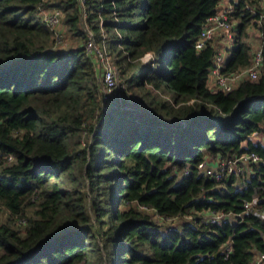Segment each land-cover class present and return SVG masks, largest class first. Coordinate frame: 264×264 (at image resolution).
<instances>
[{
	"label": "trees",
	"instance_id": "16d2710c",
	"mask_svg": "<svg viewBox=\"0 0 264 264\" xmlns=\"http://www.w3.org/2000/svg\"><path fill=\"white\" fill-rule=\"evenodd\" d=\"M233 2L223 71L251 64V26L263 60L225 92L207 85L219 38L197 47L220 0H49L76 46L55 44L39 0H0V264H252L264 252V199L244 207L264 185V27L260 0ZM83 6L123 81L106 111ZM251 151L263 163L248 178L200 172ZM210 208L242 217L212 223Z\"/></svg>",
	"mask_w": 264,
	"mask_h": 264
},
{
	"label": "built area",
	"instance_id": "2783aa9c",
	"mask_svg": "<svg viewBox=\"0 0 264 264\" xmlns=\"http://www.w3.org/2000/svg\"><path fill=\"white\" fill-rule=\"evenodd\" d=\"M49 0H39L37 7V15L39 19L51 29V37L56 45H63L65 37L61 30V25L64 18V11L60 7L48 5ZM82 1V5L84 0ZM234 1V0H233ZM231 1L227 5L220 6V8L209 17L202 27L197 40V47L204 48L209 42L215 41L219 38V45H217V52L215 55L214 65L212 66L209 74L207 85L210 88L221 89L225 92L234 89L238 81L245 77L256 78L259 74V69L263 60V41L254 49L251 64L247 67L241 68L235 72H225L223 67L227 58V44L233 39V31L230 30L233 26L231 12L234 8V2ZM258 23L260 27H264V0H260V10H258ZM87 12L83 6L81 21L83 28L88 33V40L86 42V51L91 57L94 58L100 83V105L102 111H106L109 106V97L120 90L123 86L120 69L108 51L106 45L99 44L95 40L92 30L89 29L86 22ZM224 34V35H222ZM144 60L149 61L154 58L152 52H147L144 55ZM261 133L264 134V131ZM264 143V137L260 139ZM5 161L11 163L14 161L12 154L5 156ZM263 163L261 155L255 151L244 152L232 158H207L204 162L200 163V172L206 176H210L217 180L226 178L230 175L241 177L242 179L248 178L252 172L253 165H257L259 169ZM262 191L254 193L251 199L244 201L245 210H252V206L260 199H264V185L261 187ZM203 218L212 223H218L225 217L234 216L235 218L242 217V213H230L213 208L204 209L200 211ZM258 215L264 218V208L258 212ZM192 216H190L191 218ZM156 218L162 219L164 217L156 214ZM171 220V219H170ZM233 251L231 241L225 242L220 252L228 257ZM252 264H264V252L258 253L254 258Z\"/></svg>",
	"mask_w": 264,
	"mask_h": 264
},
{
	"label": "rangeland",
	"instance_id": "374dc122",
	"mask_svg": "<svg viewBox=\"0 0 264 264\" xmlns=\"http://www.w3.org/2000/svg\"><path fill=\"white\" fill-rule=\"evenodd\" d=\"M61 30L63 31V34H64V37H65V41L63 43V45H66V44H69L70 46H76V45H79V44H82V40L81 38H79V36H75L73 35V33L68 29V26L62 24L61 25ZM259 37V31H258V28L256 26H251L249 28V33H248V40L252 41L253 42V46L255 48V46L258 44V42L255 43V41L253 40L254 38H258ZM114 56V55H113ZM123 82V81H122ZM146 88H151L150 85H146ZM146 91V90H145ZM144 93L143 91L142 92H139V94H142ZM154 95L155 93L152 92ZM153 94L150 93V95L153 96ZM132 95V94H131ZM164 95H167L168 97L171 96V94L169 92H166L164 93ZM164 97V96H163ZM100 112V109H97V111L95 112L96 115H98V113ZM95 116L92 118L94 119L95 121ZM264 137V134L263 133H259L257 136H256V139H262ZM83 145L85 144V142L82 143ZM210 159H214V158H210ZM8 216V213L6 211H4V209H1L0 208V220H5L6 217ZM183 219V218H182ZM178 221V220H177ZM176 222V221H175Z\"/></svg>",
	"mask_w": 264,
	"mask_h": 264
},
{
	"label": "crops",
	"instance_id": "0c3cea01",
	"mask_svg": "<svg viewBox=\"0 0 264 264\" xmlns=\"http://www.w3.org/2000/svg\"><path fill=\"white\" fill-rule=\"evenodd\" d=\"M231 1H232V0H220V6L227 5V4H229ZM253 40L255 41V43L259 41L258 44L256 43V44H257V45L255 46V48H256V47L259 45V43H260V37H258V38H256V39L254 38Z\"/></svg>",
	"mask_w": 264,
	"mask_h": 264
},
{
	"label": "water",
	"instance_id": "95a60500",
	"mask_svg": "<svg viewBox=\"0 0 264 264\" xmlns=\"http://www.w3.org/2000/svg\"><path fill=\"white\" fill-rule=\"evenodd\" d=\"M220 252V251H219Z\"/></svg>",
	"mask_w": 264,
	"mask_h": 264
}]
</instances>
